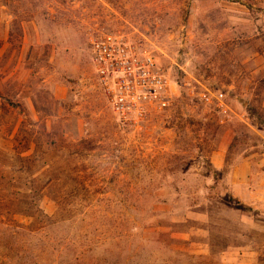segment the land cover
<instances>
[{
	"label": "rangeland",
	"instance_id": "rangeland-1",
	"mask_svg": "<svg viewBox=\"0 0 264 264\" xmlns=\"http://www.w3.org/2000/svg\"><path fill=\"white\" fill-rule=\"evenodd\" d=\"M103 33L171 80L140 128ZM0 264H264V0H0Z\"/></svg>",
	"mask_w": 264,
	"mask_h": 264
},
{
	"label": "built area",
	"instance_id": "built-area-1",
	"mask_svg": "<svg viewBox=\"0 0 264 264\" xmlns=\"http://www.w3.org/2000/svg\"><path fill=\"white\" fill-rule=\"evenodd\" d=\"M91 45L98 84L120 126L140 128L152 109L168 105L171 80L152 55L111 33L98 35ZM222 97L204 100L220 107Z\"/></svg>",
	"mask_w": 264,
	"mask_h": 264
}]
</instances>
